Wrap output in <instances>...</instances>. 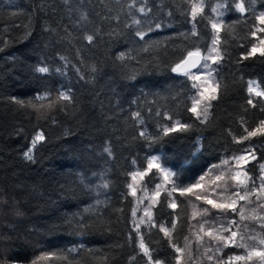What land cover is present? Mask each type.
<instances>
[{
	"label": "trees",
	"instance_id": "16d2710c",
	"mask_svg": "<svg viewBox=\"0 0 264 264\" xmlns=\"http://www.w3.org/2000/svg\"><path fill=\"white\" fill-rule=\"evenodd\" d=\"M217 2L208 0L205 8L212 20L211 6ZM132 3L0 0V199L19 218L0 233V264L38 263L43 253L56 254L46 260L49 264H146L132 227L128 185L133 168L146 169L149 156L160 153L162 164L178 173L177 184L195 183L210 166L240 154L244 144L234 137L264 119V100L247 91L249 81L264 89V56L244 59L256 42L249 29L257 27L254 15L264 12V0L254 5L244 0V13L234 4L225 12L218 35L224 59L215 72L221 88L203 122L187 110L190 79L171 69L194 47L207 53L211 22L198 17L193 36L182 0H135L130 8ZM141 6L151 11L142 14ZM134 17L144 22L141 30H147V22L153 27L143 40L135 35ZM85 35H94L93 42ZM37 66L50 71L38 73ZM69 89L71 103L48 106L49 99ZM13 98L31 101L39 111ZM249 98L256 107L247 104ZM134 112L140 116L133 117ZM177 120L192 126L164 135L162 129ZM38 132L45 139L29 161L24 153ZM249 145L257 157L249 172L256 177L264 163V136L253 137ZM156 182L155 171L144 179L148 188ZM171 200L176 209L167 207ZM189 217L178 192L161 193L153 208L157 224L170 227L169 221H177L173 237L181 246ZM140 230L154 258L175 264L177 254L158 227Z\"/></svg>",
	"mask_w": 264,
	"mask_h": 264
},
{
	"label": "snow or ice",
	"instance_id": "6c2138e0",
	"mask_svg": "<svg viewBox=\"0 0 264 264\" xmlns=\"http://www.w3.org/2000/svg\"><path fill=\"white\" fill-rule=\"evenodd\" d=\"M249 4L254 5L255 0H248ZM143 3V0H142ZM182 3L187 7L185 9V15L189 16L192 21V35L196 36V21L197 18L208 19L211 22V27L214 33L218 34L221 31L223 21L220 20L226 11L230 10V5H235L236 10L241 13L247 11L244 0L237 3L236 0H218V2L211 6V12L216 14L219 22L213 21L212 17L205 12V8L208 4V0H182ZM129 7H135V0L129 5ZM224 9V11H221ZM140 13L146 14L150 12L145 6H141L137 9ZM254 11V9H253ZM171 15V13H169ZM82 19L86 20L87 16L84 15ZM116 19H119L117 16ZM254 20L259 25H264V12H260L258 15H254ZM133 24L137 25V31L135 35L141 40L145 38L148 32L153 30L150 22L148 23L147 30H141L142 20L133 18ZM160 23H155V28L159 29ZM257 30L264 33V27L256 28L254 23L249 29V35L255 37ZM89 43L94 40V35H85ZM219 37L213 35L211 46L207 49V54H202V50L197 46L192 50L187 51V55L182 57L179 62L172 67L173 72H179L193 82L192 88L196 89L195 95L190 97L191 106L188 107V111L191 112L201 122L208 118V109L211 106V102L217 99V91L221 88V84L216 80L213 75L216 69L211 65H218L224 59V54L218 47ZM2 50V49H0ZM146 50V49H145ZM259 51L261 56H264V39H259L258 43H251L250 49L247 51L244 59L249 56L255 55ZM123 58V54H121ZM61 59H65L61 57ZM209 61L211 64H209ZM191 69H197L196 73H193ZM36 72L45 74L49 73L50 68L48 66H37L34 69ZM92 72L96 71L95 66L90 69ZM60 71V69H56ZM79 71V69H77ZM84 78L83 76L81 77ZM203 78V79H202ZM197 81H202V86L197 84ZM247 91L249 94H253L255 97L264 98V89L256 81H249L247 85ZM71 90L59 91L57 93L55 101L49 99V107H53L58 101L72 102ZM46 96L50 97V93H46ZM41 97H37L40 99ZM13 102L24 106H31L33 109L39 111L37 106L31 101L25 102L23 100L13 98ZM247 104L256 107V103L252 98L247 100ZM42 107V106H41ZM264 112V107L261 108ZM160 113H157L159 115ZM133 117H139V112L132 113ZM201 117L203 119H201ZM172 119V117H167ZM243 120V118H241ZM141 123L143 121L141 120ZM192 125L187 123H181L175 121L171 126L164 127L162 129L164 135L176 131H186L191 128ZM247 133L239 138L234 137L236 143H242L244 140H249L257 135L264 136V119L260 120L258 124L251 130L245 129ZM141 136H145L144 132H140ZM147 138V137H146ZM45 139L43 132H38L33 140L32 147L34 148L37 142ZM155 139V138H151ZM105 151L111 154L110 148H105ZM245 154L234 155L230 159H224L220 165H213L209 172L201 175L195 183H188L186 185H179L176 183L175 178L178 177V173L171 171L162 166L160 157L151 156L147 161V168L143 171L131 173L132 179L135 181L138 177L143 179L149 172L156 169L163 174L164 180L168 181L170 178L172 187L168 193L171 196L172 193L178 192L181 197H195L196 201H201L203 205L211 206L198 207L195 203H191L192 212L188 222V232L194 240L190 239L189 235L183 237V246L175 242L173 233L177 227V221H169L170 227H166L164 223L157 224L153 219V212L151 211L154 204L158 202L160 197V185H156V191L152 194V203L143 209V216L138 220H133L134 230L136 232V243L139 248V253H142L147 258L146 264H165L164 261L154 258L152 249L145 242L144 234L140 230V225H147L150 230L153 227H158L159 232L164 234L169 242V246L177 254L175 264H184V256H187L188 264H197L198 261L206 259L208 264H264V163L259 165L260 173L258 176L253 177L246 170L245 166L250 160H256L254 146H249L243 150ZM25 159L33 161L32 148L24 153ZM230 160L235 161L234 165L230 164ZM226 169V170H225ZM219 170V171H218ZM209 173L212 175L209 176ZM206 177L209 179L206 181ZM102 187H108L107 183H104ZM132 189L131 194L136 195V191L133 186L128 185ZM214 198H210L209 190ZM217 189L221 191L217 192ZM243 202V203H241ZM167 207L171 209L177 208L175 200H171L167 203ZM137 208H133L131 214L136 217ZM211 210H216V215L208 218ZM178 215V214H177ZM199 217L197 224L193 225L191 221ZM133 237L130 235L129 240ZM193 243L196 247L193 249ZM235 248L237 251L232 254H225L226 248ZM202 250V251H201ZM69 252L74 249L68 250ZM56 254L43 253L38 260H47L50 256ZM67 260V257H64ZM133 260L135 257L132 258ZM33 264H37V261H33Z\"/></svg>",
	"mask_w": 264,
	"mask_h": 264
},
{
	"label": "rangeland",
	"instance_id": "374dc122",
	"mask_svg": "<svg viewBox=\"0 0 264 264\" xmlns=\"http://www.w3.org/2000/svg\"><path fill=\"white\" fill-rule=\"evenodd\" d=\"M221 11H224V9H221ZM225 15V14H224ZM224 15L222 16V17H220V20H222L223 21V18H224ZM213 21H216V22H219V20H217V18H216V14H215V19L213 20ZM259 27H264V25H259V24H257V29L259 28ZM212 31H213V35L215 34V35H219V33L218 34H216V33H214V30L212 29ZM255 39H256V42L255 43H258L259 42V39H264V33H261V32H259L258 30H257V35L255 36ZM212 42V41H211ZM210 46H211V44H210ZM257 53H259V51L257 52ZM207 54V53H206ZM205 54V55H206ZM209 64H211V62L209 61ZM213 68H215L216 69V67H217V65H211ZM197 72V71H196ZM196 72H194V73H196ZM213 75L215 76V72L213 73ZM203 79V78H202ZM190 81H191V84H193V82L194 81H192L191 79H190ZM197 84H199V85H201L202 86V81H197L196 82ZM196 89H193L192 88V96L193 95H195V93H196ZM251 96H253V97H255L253 94H250ZM263 100H264V98H262ZM210 108V107H209ZM208 114H209V109H208ZM201 119H203L202 117H201ZM200 120V119H199ZM201 121V120H200ZM205 121V120H204ZM253 138V137H252ZM252 138H250L249 140H244L242 143H240V144H244V147L242 148V151H241V153L240 154H238V155H241V154H245L244 153V149H246V148H248L250 145H249V143L251 142V139ZM40 142V141H39ZM39 142H37V144L39 143ZM32 149H33V147H31ZM151 156H158V157H160V162H161V154L160 153H155V154H152V155H150L149 157H151ZM234 156V155H233ZM233 156H226V157H224L222 160H224V159H230L231 157H233ZM221 160V161H222ZM221 161L218 163V164H215V165H220L221 164ZM254 160H250L248 163H247V165L245 166V168H246V170L249 172V165L253 162ZM161 164H162V162H161ZM230 164L231 165H234L235 164V161H232V160H230ZM162 166L163 167H165L163 164H162ZM212 167H213V165L212 166H210L208 169H207V171L206 172H209V170L210 169H212ZM165 168H167V167H165ZM167 169H169V168H167ZM171 170V169H170ZM226 170V169H225ZM138 171H143V170H139V169H137L136 167H134L133 168V171H132V173L133 172H138ZM152 171H155L156 172V178H157V182L155 183V184H153V186L151 187V188H148L147 186H145L144 185V179H145V177H143V179H140L139 177L134 181L133 179H132V176L130 175V183H129V185L131 184L132 186H133V188L135 189V191H136V195L135 196H133L132 194H131V192H132V189H130L129 188V190H130V194H131V196H132V198H133V208L135 207V208H137L138 210H137V214H136V217H133L132 216V227H133V229H134V225H133V220L135 219V220H138L139 218H141L142 216H143V209L145 208V207H147L149 204H151L152 203V199H151V197H152V194H153V192L154 191H156L157 189H156V185L157 184H159L160 185V188H159V191H160V194L161 193H163V192H167V193H169L170 191H171V187H172V183H171V179L172 178H170L168 181H165L164 180V177H163V174L162 173H160L159 171H157L156 169H153ZM151 171V172H152ZM172 171V170H171ZM219 171V170H218ZM205 172V173H206ZM150 173V172H149ZM148 173V174H149ZM204 173V174H205ZM259 173H260V168L258 169V172H257V175L256 176H258L259 175ZM203 174V175H204ZM249 174H250V172H249ZM212 174L211 173H209V176H211ZM251 175V174H250ZM252 176V175H251ZM199 179V178H198ZM209 179V177H206V181ZM219 191H221V189H217V192H219ZM173 194V193H172ZM172 194H171V196H172ZM209 195H210V198H214L213 197V194L211 193V189L209 190ZM185 200H186V202H187V204H188V207H189V210H190V215H191V212H192V207H191V203H189V200L192 202V203H195L198 207H208V208H210L211 206H208V205H203V203L201 202V201H196L195 200V197H190V198H187V197H183ZM1 200V199H0ZM241 203H243V202H241ZM156 204H154L153 205V207H152V209H151V211L153 212V208H154V206H155ZM214 215H216V210H211V212H210V215H209V219L212 217V216H214ZM17 219H19L18 218V216H16V215H14V211L11 209V208H9V205L6 203V201H4L3 199L0 201V233L1 232H3V231H6L7 230V227L5 226L6 225V223L8 222V221H15V220H17ZM198 219H199V217H197V219H193L192 221H191V223L193 224V225H195V224H197V221H198ZM3 222V223H2ZM141 227H147V225H145V224H142V225H140V228ZM188 235L190 236V234H189V232H188ZM190 239H192V240H194V237H191L190 236ZM1 242H3V240H1ZM184 243V242H183ZM183 246V245H182ZM195 247H196V245H195V243H193V249H195ZM202 251V250H201ZM237 251H242V250H237V249H235V248H231V247H229V248H226L225 250H224V252H225V254H232L233 252H237ZM37 264H49L46 260H42V261H40V262H38ZM184 264H188V259H187V256L185 255L184 256ZM197 264H208V261L206 260V259H203L202 261H198L197 262Z\"/></svg>",
	"mask_w": 264,
	"mask_h": 264
},
{
	"label": "water",
	"instance_id": "95a60500",
	"mask_svg": "<svg viewBox=\"0 0 264 264\" xmlns=\"http://www.w3.org/2000/svg\"><path fill=\"white\" fill-rule=\"evenodd\" d=\"M191 71L194 73V72H196L197 71V69H191ZM178 75H183V74H181V73H179V72H176Z\"/></svg>",
	"mask_w": 264,
	"mask_h": 264
}]
</instances>
